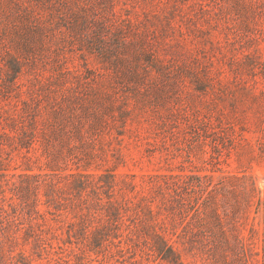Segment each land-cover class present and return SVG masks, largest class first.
Segmentation results:
<instances>
[{
	"label": "rangeland",
	"instance_id": "1",
	"mask_svg": "<svg viewBox=\"0 0 264 264\" xmlns=\"http://www.w3.org/2000/svg\"><path fill=\"white\" fill-rule=\"evenodd\" d=\"M0 264H264V0H0Z\"/></svg>",
	"mask_w": 264,
	"mask_h": 264
},
{
	"label": "trees",
	"instance_id": "2",
	"mask_svg": "<svg viewBox=\"0 0 264 264\" xmlns=\"http://www.w3.org/2000/svg\"><path fill=\"white\" fill-rule=\"evenodd\" d=\"M155 249H156L159 257H161L162 259H168L169 256L166 253H164V249L163 248H160L159 246H155ZM168 251H169V254H173L172 250L168 249Z\"/></svg>",
	"mask_w": 264,
	"mask_h": 264
}]
</instances>
